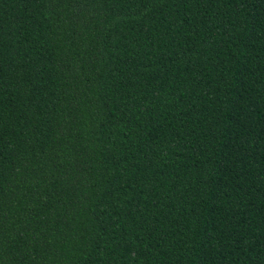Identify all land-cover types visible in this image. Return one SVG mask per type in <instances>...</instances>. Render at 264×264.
Returning a JSON list of instances; mask_svg holds the SVG:
<instances>
[{
	"label": "trees",
	"instance_id": "16d2710c",
	"mask_svg": "<svg viewBox=\"0 0 264 264\" xmlns=\"http://www.w3.org/2000/svg\"><path fill=\"white\" fill-rule=\"evenodd\" d=\"M0 264H264V0H0Z\"/></svg>",
	"mask_w": 264,
	"mask_h": 264
}]
</instances>
